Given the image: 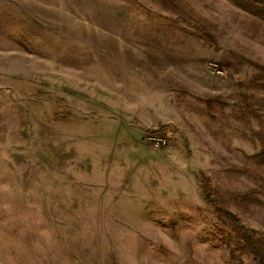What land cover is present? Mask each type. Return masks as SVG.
I'll use <instances>...</instances> for the list:
<instances>
[{
	"label": "rangeland",
	"instance_id": "374dc122",
	"mask_svg": "<svg viewBox=\"0 0 264 264\" xmlns=\"http://www.w3.org/2000/svg\"><path fill=\"white\" fill-rule=\"evenodd\" d=\"M247 0H0V264H257L264 16Z\"/></svg>",
	"mask_w": 264,
	"mask_h": 264
},
{
	"label": "trees",
	"instance_id": "16d2710c",
	"mask_svg": "<svg viewBox=\"0 0 264 264\" xmlns=\"http://www.w3.org/2000/svg\"><path fill=\"white\" fill-rule=\"evenodd\" d=\"M246 4L254 8L256 14L264 16V0H247ZM217 213L236 230L243 247L254 257L257 264H264V243H256L252 240L248 230L229 211L216 206Z\"/></svg>",
	"mask_w": 264,
	"mask_h": 264
}]
</instances>
